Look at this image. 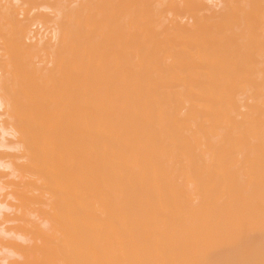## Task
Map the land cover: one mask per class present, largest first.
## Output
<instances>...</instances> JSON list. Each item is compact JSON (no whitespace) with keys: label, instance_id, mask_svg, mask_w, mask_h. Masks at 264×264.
I'll return each instance as SVG.
<instances>
[{"label":"bare ground","instance_id":"1","mask_svg":"<svg viewBox=\"0 0 264 264\" xmlns=\"http://www.w3.org/2000/svg\"><path fill=\"white\" fill-rule=\"evenodd\" d=\"M0 112V177L51 211L10 264H264V0H0Z\"/></svg>","mask_w":264,"mask_h":264},{"label":"rangeland","instance_id":"2","mask_svg":"<svg viewBox=\"0 0 264 264\" xmlns=\"http://www.w3.org/2000/svg\"><path fill=\"white\" fill-rule=\"evenodd\" d=\"M151 88H152V87H151ZM177 88H178V87H175V89H174V88H173V89H172V88H170V89L164 88V92L167 93V94H168L169 92H170V94H171V93L174 94V92L176 91ZM155 90H156V89H155ZM155 90L153 89V92H156V91H157V90H156V91H155ZM162 90H163V89H161V92H162V94H163L164 92H163ZM171 90H174V91L171 92ZM158 91H159V90H158ZM178 91H179V89H177L176 92L178 93ZM161 92L159 91V93H157V92H156V93H157V94H160ZM165 93H164V94H165ZM154 94H155V93H154ZM164 94H163V95H164ZM167 94H166V96H167ZM168 95H169V94H168ZM174 95H175V94H174ZM176 99H179V98L176 97ZM176 102H177V101H175V102H173V103H171V102L168 103V104H170V105L166 104L167 106L165 105V109H166V107H168V109H166V111H169V112H171V111L173 110L172 114H178V113H179V114H178V118L182 120V119H184L183 115H184L185 112H184L183 108H181L180 105L177 104ZM174 103H175V104H174ZM175 105H176V107H175ZM170 106H171V107H170ZM178 108H179L180 110H179ZM170 109H171V110H170ZM182 111H183V112H182ZM174 112H175V113H174ZM181 112H182V113H181ZM0 113H1V112H0ZM180 114H183V115H182L183 118H181V117L179 116ZM3 118H4V117H3ZM0 119H1V118H0ZM3 120H4V119H2V121H3ZM2 121L0 120V124L3 123ZM4 121H5V120H4ZM190 121H191V120H190ZM190 121H189V124H190ZM192 123L194 124V122L192 121L191 124H190V126H191V125H192V126L190 127V126L188 125L187 128L190 127L192 130L195 128V129L193 130V131H195V132H194V133H193V131H189V132L195 134L196 132H198V131H196V128H197V130H199V132L202 133V135H201V133L198 132L199 134L196 133V135H195V136L198 137V143H199V140H200V142H203V140L205 141V142H204L205 144H203V143H199L200 146H201V148L199 147V150L196 149V150H197V153H199L198 151H200V149H201L200 152H202V150H203V146H204V148L206 149L204 155H205V154H209V157L206 155L208 158H207V157H205V158H207V159L204 158V155H202L203 152H204V150H203V152H202V154H201V155L203 156L202 158H204L205 160H208L211 156H214V158H212V159H216V157H217V151H216V150L218 149V148L216 147L217 145L215 146V147H216L215 150H213L212 148H213V145H215V144H217V143H222V145H223V141H221V140H222V137H221V136H219V137H218V136H217V137L213 136V137H212V135L210 136L209 134L207 135L206 133H203L202 130H201L202 127H200V126H202V123H201V122L199 123V121H197V122L195 121V127H193L194 125H193ZM192 127H193V128H192ZM2 128H3V132H9V128H10V126L7 125V124L5 123V124L2 125ZM198 128H199V129H198ZM188 130H190V129H188ZM189 132H187V133H189ZM187 133H186V135H187ZM205 134H206V135H205ZM184 135H185V134H184ZM1 136L5 139V143L3 142L4 140L1 139ZM206 136H207V138H206ZM185 137H186V136H185ZM204 137H205V139H204ZM208 137H209L210 139H209ZM220 137H221V138H220ZM212 138H213V140H212ZM216 138H217L218 140H217ZM220 139H221V140H220ZM14 140H15V139L12 138V137H10L9 135H7V133H4V135H3V134H2V131H0V141H1V143L3 142L5 145L8 146L9 143L13 142ZM209 140H210V141H209ZM219 140H220V141H219ZM208 141H209V142H208ZM211 141H212V143H214V142H215V143H214V144H211V143H210ZM217 141H219V142H217ZM206 142H208L209 144H211L212 148H211V146H208ZM216 142H217V143H216ZM3 143H2V144H3ZM241 144H242V143H240V145H241ZM222 145H221V146H222ZM244 145H245V144H244ZM244 145H241V146H244ZM206 147H207V148H206ZM208 149H209V151H208ZM196 150H195V152H194L195 154H196ZM212 150H213V151H212ZM238 150H241L239 153H242V151H243V152L245 151L244 148H243V150L241 149V147H240V149H239V145H238ZM210 151H212V152H215V151H216V152H215L216 154H215V153H212V152L209 153ZM1 152H2V153H1ZM4 152H7V150H4ZM4 152H3V151H0V154H3ZM12 152H14V151H12ZM7 153H8V154H13V153H11V151H8ZM245 153H246V151H245ZM245 153L242 154V156H243V159H242V160H244V158H246L245 155H248L247 158H251V159H252V157H254L253 155H252V157H251V156H250V153H249V154H245ZM4 154H5V153H4ZM210 154H211V155H210ZM213 154H214V155H213ZM239 155H240V159H241V154H239ZM236 158H239L238 154H237ZM242 160H241V161H242ZM12 161H14V160H12ZM238 161H240V160L238 159ZM15 163L19 164L18 162H15ZM9 168H10V167H9ZM0 170H1V172H0V176L3 175V173H4L5 170H6L7 172H5L4 175H5V174H9V173L11 172V171H9V170H11V169L8 170L7 168H6V169H0ZM15 176H16V177H15ZM12 177H14V178H12ZM9 178H10V179H9ZM190 178H191V179H190ZM190 178H189V181H188V178H187L186 180H184V182L182 183V187H181V188H183V189H184V188H186V189L188 188V191H187L186 189H184V190H186V191L183 190V194H184V195H182L181 198H179V199H181L180 201H181L182 206H184V210H183V212H185V213H184L183 216L188 215V217L193 221V220L197 217V214H199V213L201 212L200 210H202L203 213H202V212H201V213H202V215H203L202 217H204V218H201V215L198 216V217H200L201 220H202V219L209 220L208 217H212V216H208L207 213H209V215H211L210 210H208V209H210V205H211V202H212V201H211L210 199H208L207 197H205V196H204L205 192H203V191H206V189H208V185H207V183H206L205 181H203L202 178H201V181H203V182L199 181V183L201 182L200 184L198 183V180H197V179H195V178H193V177H190ZM12 179H13V180H12ZM192 179H193V180H192ZM190 180H191V181H190ZM194 180H195V181H194ZM199 180H200V179H199ZM12 181H14V182H12ZM19 181H20V178H19V175H18V174L13 175V176H12V175H11V176L7 175V177H6V176H2V177H0V189H1V188L3 189V190H0V213H1L0 215H1V216H4V215H5L6 217H7V216L12 217L13 220H14V218L17 219V218H19V217H20V218L22 217L21 219H23V222H24V223H23V222H21L22 220L18 219V220H20L19 222H18L17 220H16V221H15V220H14V221L11 220V223H10L9 221H6V220H4V219H3V221H2L1 218H0V220H1V222H0V226H1V227H0V228H2V229L0 230V232L4 230V231H3L4 233L1 232L0 236L3 238L2 234H9V232H10V234H11V232H13V231H14V234L17 233V234H19L20 236H23V235H24L23 233H25V232H23V231L25 230V231H26L25 234H27V235H28L27 232H28V231H29V232L31 231V234H30L31 236L34 235L35 232H36V233H40V231H41V233L43 232V233H42V234H43L42 236L45 238L44 234H47V235L49 234V232L47 231V229H48V228H51V226H50V227H49L48 225H45V227L41 226L42 229L38 231V229H40V226H39V228H38V223L40 224L41 221H44V222H45L44 219H46V216L49 217V219H48V218H47V219L50 220V216H49V215H51V213H50L51 211H48L49 209L47 210L48 207L44 209V207H45V204L43 203L44 201H43V202L41 201L42 204H44V207H41L42 205H39V204H41V202H40V203H37V202L32 203V204H34V205H33L34 207H33L32 205L30 206L31 203H30V200H29V199H28V200L26 199L27 202L29 201V202L26 204V201H24V199H22V200H17V199H15L14 196H13V197L10 196L11 193L18 194V193L21 192V191L19 190L20 187H19V186L16 187V185H19ZM185 181H186L187 183H186ZM196 181H197L198 184H197V183H193V182H196ZM10 183H13V184H15V185H13V187H12V186L10 185ZM189 183H192V186H191V184H189ZM202 183H204V184H202ZM3 184H5V185H3ZM183 184H184V185H183ZM194 184L197 186L198 190H197L196 186H194ZM201 184H202V185H201ZM205 184L207 185V188H206V185H205ZM6 185H7V186H6ZM8 185H10V186H8ZM200 185L203 186V187L201 188ZM183 186H184V187H183ZM188 186H189V187H188ZM190 187H191V188H190ZM193 187H194V190H196V192H197V191L199 192L198 194L193 190ZM12 188H13V189H12ZM189 188L191 189L192 194L189 193V192H190ZM203 188H205V190H204ZM201 189H202V192H203V193L201 192ZM17 190H19V192H18ZM185 192H186V193H185ZM194 192H195L196 194H195ZM193 193H194V194H193ZM186 194H187V195H186ZM199 194H200V195H199ZM202 194H203V196H204V204H203V205H204V206H203V209H204V210L201 209L202 206H200V205H202V203H200V201H199V205H198V206H200L201 208L198 207L199 210H198V209H195V206H194V208H193V204L195 205L196 203H198V202L196 201V200H197L196 197H199V196H200V199L202 200ZM189 195H190V196H189ZM5 196H7V197H5ZM9 196H10V197H9ZM103 196H104V195H103ZM103 196H102V198L105 199ZM184 196H185V197H184ZM188 196L190 197L189 199L186 198V197H188ZM26 197L30 198V195L26 194ZM192 197H193V198H192ZM205 198H206L207 200H209V203H210V204L208 203V201H207V202L205 201V200H206ZM103 199H102V200H103ZM187 199H188V200H187ZM190 199H191V200H190ZM195 199H196V200H195ZM42 200H43V199H42ZM183 200H184V201H183ZM189 200H190V201H189ZM198 200H199V198H198ZM19 201H20V203H19ZM32 201H33V200H32ZM195 201H196V202H195ZM22 202H23V203H22ZM205 202H206L207 204H206ZM24 203H25V204H24ZM29 203H30V204H29ZM187 203H188V204L190 203V204L188 205ZM213 203H214V202H213ZM11 204H12V205H11ZM103 204H104V200L102 201V205H103ZM191 204H192V205H191ZM261 204H262V203H261ZM10 205H11V206H10ZM13 205H14V206H13ZM22 205H23V206H22ZM26 205H27V206H26ZM206 205L209 206V207H207L208 209L205 208ZM8 206H9V207H8ZM18 206H19V208L21 207V210L18 209ZM29 206H30V207H29ZM37 206H38V207H37ZM96 206H97V208H98V205H97V204H96ZM5 207H6V208H5ZM14 207H16L18 211H16V210H15L16 208H14ZM22 207H23V209H22ZM36 207H37V208H36ZM7 208H9V209H7ZM11 208H12V211L14 210L13 212L10 211ZM13 208H14V209H13ZM34 208H35V209H34ZM41 208H43V209H41ZM94 208H95V207H94ZM97 208H95L96 211H97ZM185 208H186V209H185ZM25 209H26V210H25ZM33 209H34V210H33ZM36 209H37V210H36ZM98 209H99V208H98ZM187 209H188V210H187ZM189 209H190V210H189ZM205 209H207L208 212L205 211ZM22 210H23L25 213H23ZM27 210H29V211H27ZM99 210H100V209H99ZM192 210H194V211H192ZM195 210H198L197 212H199V211H200V212L196 214V213H195V212H196ZM21 211H22V212H21ZM33 211H36V212H33ZM37 211H38V212H37ZM43 211L45 212V214H44ZM46 211H48V212H46ZM188 211H190V212H188ZM204 211H205V213H204ZM15 212H16V213H15ZM30 212H31V214H30ZM40 212H41V213H40ZM99 212H100V211H99ZM191 212H193V215H194V216H191V217H190L189 213H191ZM26 213H27V214H26ZM28 213L30 214V216H29ZM42 213H43V214H42ZM46 213H47V214L50 213V214H49V215H46ZM194 213L196 214V217H195V214H194ZM201 213H200V214H201ZM2 214H3V215H2ZM33 214H34V215H33ZM35 214H36V215L38 214V216H35ZM95 214H98V213L95 212ZM102 214H103V215H102ZM102 214H99V216L101 215V216L105 217V215H104V213H103V209H102ZM205 214H207V215H205ZM21 215H22V216H21ZM23 215H24V216H23ZM31 215H32V216H31ZM34 216H35V217H34ZM101 216L98 217V215H97L98 218H102V219H103V217H101ZM206 216H208V217H206ZM219 216H222L221 218H223V217L225 218L226 214L223 213V214H221V215H219ZM37 217L40 219V221L37 219ZM41 217H42V218H41ZM188 217H187V218L185 217L184 219L188 221ZM194 217H195V218H194ZM198 217L196 218V220L198 219ZM205 217H206V218H205ZM105 218H106V217H105ZM192 218H194V219H192ZM31 219H32V220H31ZM26 220H27V221H26ZM30 220H31V221H33V220L35 221V220H36V224H35V222H33V224H34L35 227H36V225H37V229H35V227H33L34 230H31L32 228H31L30 230L28 229L29 227H32V225H33V224H31V226H29L30 224H28V222H29ZM104 220H105V219H104ZM185 220H183L184 223H185ZM191 220H190V221H191ZM4 221L7 222V224H6ZM12 221H13V222H12ZM31 221H30V222H31ZM37 221H39V222L37 223ZM187 221H186V222H187ZM190 221H189V222H190ZM198 221H200V220H198ZM198 221H197V222H198ZM30 222H29V223H30ZM46 222H47V220H46ZM194 222H195L194 224L197 223L196 221H194ZM22 223H23V224H22ZM31 223H32V222H31ZM48 223L50 224V221H49ZM52 223H53V222H52ZM102 223H103V221H102ZM24 224H25V225L27 224L29 227L27 226V228H25V225H24ZM186 224H187V223H185V225H186ZM192 224H193V223H192ZM192 224H191V222H190L188 225H189V226L191 225V227H192V226H194V224H193V225H192ZM52 225H54V223H53ZM22 226H23V229H24L23 231H22ZM46 226H47V227H46ZM186 226H187V225H186ZM189 226H188V227H189ZM15 227L21 228V230L18 229V228H16V230H18V232H16V230H14ZM27 229H28V231H27ZM44 229H46V230H44ZM35 230H36V231H35ZM20 231H22L23 233H21ZM33 231H35V232H33ZM45 231H46V232H45ZM102 231H103V229H102ZM5 232H6V233H5ZM44 232H45V233H44ZM47 232H48V233H47ZM36 233H35V234H36ZM41 233H40V235H41ZM102 233H103V232H102ZM27 235H24V236H27ZM30 235H29V236H30ZM1 237H0V241H2V242H7V241H9V242H13V241H14V240L11 241L10 239L7 240L5 237H4V240H3ZM32 237H33V236H32ZM30 238H31V237H30ZM40 238H42V237L40 236ZM35 242H36V241H35ZM38 242H39V241H37L36 244H37ZM0 243H1V242H0ZM14 243H15V242H14ZM16 243H18V242L16 241ZM20 244L23 245V246H26V243H24V244L20 243ZM28 244H29V243H28ZM30 244H31V243H30ZM38 245H39V244H38ZM205 247H206V246H205ZM205 247H204V248H205ZM3 248H4V247H3ZM5 248H8V249H5ZM5 248H4V249H5L6 251H10V250L12 249L11 247H5ZM204 248H203V249H204ZM206 248H207V247H206ZM206 248H205V252L207 253V252H208V251H207L208 249H206ZM203 249H202V250H203ZM102 250H103V245H102ZM202 250H201V251H202ZM0 251H1V253H2V254L0 253V258H3V257H2V256H4L3 254H5V256L8 257V254H6V252L2 249V247H0ZM3 251H4L5 253H3ZM205 252L203 251V253H205ZM157 256H161V257H157ZM163 256H164V254L161 255V253H158L157 255H155V258H154V256H153L152 263H153V260H154V261L156 260V261L154 262V264L159 260L158 262H160V263L157 262L158 264H164V263L166 262V260H167V263H165V264H170V263H172V264H174V263H175V264H178V261H177V260H176V262H177V263H176V262H175V259H174V260H172V259L169 260V259H167L168 257H166V256L163 257ZM7 257L4 258V259H5L4 262H3L4 259H3L2 261H1V259H0V264H4V263H5V264H10L9 262L14 263V259H9V257H8V260H7V259H6ZM156 257H157V258H156ZM165 257H166V258H165ZM216 257H217V256H216ZM158 258H159V259H158ZM160 258H164L165 261H161ZM162 260H163V259H162ZM206 260L209 262V264L211 263L208 259H206ZM6 261H7V262H6ZM168 261H169L170 263H168ZM172 261H174V263H173ZM201 261H202V263H205V262H203L204 260H202V259L200 260L199 263H201ZM215 261H216V260H214L213 262L216 264ZM161 262H162V263H161ZM157 263H156V264H157ZM206 263H207V262H206ZM206 263H205V264H206ZM211 264H213V263H211Z\"/></svg>","mask_w":264,"mask_h":264}]
</instances>
